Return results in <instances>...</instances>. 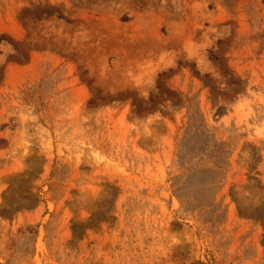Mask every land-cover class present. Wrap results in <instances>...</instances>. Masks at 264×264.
Masks as SVG:
<instances>
[{"label": "rangeland", "instance_id": "obj_1", "mask_svg": "<svg viewBox=\"0 0 264 264\" xmlns=\"http://www.w3.org/2000/svg\"><path fill=\"white\" fill-rule=\"evenodd\" d=\"M0 264H264V0H0Z\"/></svg>", "mask_w": 264, "mask_h": 264}]
</instances>
